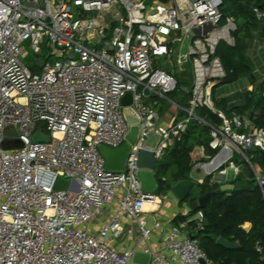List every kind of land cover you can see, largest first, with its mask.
Here are the masks:
<instances>
[{"label": "built area", "instance_id": "built-area-1", "mask_svg": "<svg viewBox=\"0 0 264 264\" xmlns=\"http://www.w3.org/2000/svg\"><path fill=\"white\" fill-rule=\"evenodd\" d=\"M173 1L148 13L140 0H0V264H132L135 253L147 254L149 264H213L186 223L156 217L165 198L140 188L139 154L152 153L157 165L196 122L215 153L195 147L191 172L237 177L235 152L261 188L248 152H264V129L225 115L212 99L226 76L216 48L233 47L237 29L222 17V1ZM252 13L264 22V10ZM43 48L34 74L23 60ZM178 81L190 85L187 107L176 106L184 116L163 123L156 107ZM125 108L137 116L138 134L123 170H108L98 148L127 144ZM198 109L219 124L198 118ZM37 130L49 141L34 142ZM153 135L155 148L145 144ZM57 177L67 189H53ZM202 219L197 212L196 227ZM255 252L264 259L258 243Z\"/></svg>", "mask_w": 264, "mask_h": 264}, {"label": "trees", "instance_id": "trees-1", "mask_svg": "<svg viewBox=\"0 0 264 264\" xmlns=\"http://www.w3.org/2000/svg\"><path fill=\"white\" fill-rule=\"evenodd\" d=\"M221 1L219 10L222 17L233 18L237 29L232 34L233 47L221 42L216 48V55L226 72L219 86L246 78L254 88L251 92L243 93V105L240 107L227 110L221 104L215 106H220L219 109L227 116H247L255 126L264 129V81L256 83L252 63L246 54L252 33L260 23L252 10H264V0ZM181 84L187 87L186 91L177 86V90L169 94V99L186 108L190 85L189 82ZM195 115L208 124H219L216 116L205 109L196 110ZM209 140V131L205 126L193 122L187 127L181 139L166 150L156 165L157 195H165L175 183L189 179L194 164L191 154L198 141L208 156L214 155L215 152L208 148ZM248 158L259 180L264 183V152L250 150ZM210 179L211 176H207L202 184L195 183L188 198V201L196 200L207 192H214L205 209L199 210L203 215L201 227H196V222L192 219L199 211L188 210L185 215L178 214L172 223L178 225L186 222L187 231H192L189 237L197 241L199 249L213 264H264V259L255 252V245L258 243L264 253V185L260 188L251 172H247L245 180L239 174L231 182L234 185L231 190H222L218 183H210ZM245 223L251 225L248 232L241 229ZM219 237L228 242H237L239 249L226 250L217 246L215 241Z\"/></svg>", "mask_w": 264, "mask_h": 264}, {"label": "water", "instance_id": "water-1", "mask_svg": "<svg viewBox=\"0 0 264 264\" xmlns=\"http://www.w3.org/2000/svg\"><path fill=\"white\" fill-rule=\"evenodd\" d=\"M40 67V64H38ZM130 94H127L121 101L123 107H127L130 105ZM123 115L125 117L126 122L131 125L129 134L127 136V144L122 145L120 148L116 150H111L106 147H99L98 151L101 157L104 159L105 168L108 170L121 171L124 168V162L127 156V150L129 145H132L137 137L138 128L135 124L138 122V118L133 114L131 109L125 108L123 110ZM6 135H10L11 132H5ZM34 142H48L49 138L47 136H42L40 130H37L33 136ZM201 144L198 141L196 146L199 147ZM138 167L142 169L139 174L140 179V188L143 191L147 192H156L157 191V183L155 180V168L156 161L152 157V153L147 151H141L138 159ZM68 181L61 179L59 177L56 178L54 182L53 189L65 190L68 188ZM195 186V182L191 179L182 180L175 183L171 189L170 194L174 196L178 202L185 203L189 209V211L197 212L199 210L205 209L207 203L214 195V192H207L203 196L197 198L196 200L188 201V198ZM215 244L220 246L226 250H238L239 245L237 242H228L223 238L219 237L216 239ZM132 264H149V256L143 253H135L133 255ZM200 264H204L203 261Z\"/></svg>", "mask_w": 264, "mask_h": 264}, {"label": "crops", "instance_id": "crops-1", "mask_svg": "<svg viewBox=\"0 0 264 264\" xmlns=\"http://www.w3.org/2000/svg\"><path fill=\"white\" fill-rule=\"evenodd\" d=\"M140 1L146 6V12H148V13H150L151 8L157 4H161V5H165V6H174L175 5L173 0H140ZM183 1L184 0H176V3L178 5H181L183 3ZM246 54L252 63V67H253L252 70H253V75L255 77L256 83L260 84L262 81H264V22H260L257 29L252 33L251 40L249 42ZM240 80H244V82H245V86L242 88V89H244V92H251L253 90L254 87L248 82V80L246 78H243ZM234 83H236V82H234ZM234 83H231V84H234ZM227 85H229V84H227ZM216 88H218V87H216ZM216 88H214L212 91V99H213L215 105L221 104V106H225V108L227 110H230V109L235 108V107H240L243 105L242 96L239 98L237 96V93H239V91L241 89L234 91V92L225 93L221 97H217L216 96ZM169 96L170 95H168L166 97V100L161 101L158 104V106L156 107V112L161 117L163 123L168 122L176 113H177V117L179 120L182 119L184 116L182 112H180L176 109V106H178L177 103L171 101L169 99ZM170 102L173 103L175 106L172 105ZM178 107H180V106H178ZM217 107H218L217 109H219L220 106H217ZM181 114H182V116H181ZM241 116H244V115H241ZM194 159H195V157H194V153H193V159L192 160H194ZM226 173H227V171H226ZM203 176H204V174H203ZM219 177H223V176L212 175L211 181L218 183V184H221L218 180ZM204 178L205 177H203L202 179H204ZM199 179H201V178H199ZM228 185L231 186V188H233V186L231 184H228ZM165 200L166 201H163V203H162V205H161V207H160V209L156 215V217H158L159 219L169 220V219L174 218L178 214L185 215L188 212L187 207L184 208L183 211L181 210V208L178 207L180 204H179V202H177V200L174 196L171 195V198L169 197V198H166ZM146 209L149 210V207ZM195 216L192 219H194ZM250 228H251V225L249 223H245L242 225V230L245 232H248L250 230ZM158 238H159V233L155 232L151 238V246L153 248L156 247V243H157Z\"/></svg>", "mask_w": 264, "mask_h": 264}, {"label": "rangeland", "instance_id": "rangeland-1", "mask_svg": "<svg viewBox=\"0 0 264 264\" xmlns=\"http://www.w3.org/2000/svg\"><path fill=\"white\" fill-rule=\"evenodd\" d=\"M72 11H74V9H72ZM28 46H29V42H26L24 45V49L27 51H28ZM46 54H47V49H45V48H43L42 55H39L37 57H35L31 53H29V56L23 60V63L25 64L26 67H28L32 71V73L36 74L40 71L39 70L40 68H37L35 65H33V61L36 58L40 59L41 61L44 60V56ZM181 82H183V81H178V86H181L180 90L187 88L184 85H182ZM244 86H245L244 80H239L238 82H236L234 84L221 85L218 88H216V96L221 97L225 93L234 92V91L241 89L239 91V93H237V96L239 98L244 93V89H242ZM145 144L151 148H155L157 146V137L154 135L151 136L148 140H146ZM233 155H234V161L233 162L239 166V169L241 172L240 173L241 179L245 180L246 176H247V172H251V170L249 169V167L245 163L236 161L235 152ZM191 174H192L193 180H197L199 178L202 179L204 177L201 172H191ZM237 177H235L234 172L232 170H227V173L225 176L218 178L219 182L221 183V184H219L220 188L222 190H231L232 188L228 184H231V182H233ZM232 186L234 187V185H232ZM161 196H163L165 199L169 198V197L171 198V195L169 192H167L165 195H161ZM164 201H166V200H164ZM178 207L181 208V210L183 211V209L186 208V204L179 205Z\"/></svg>", "mask_w": 264, "mask_h": 264}, {"label": "bare ground", "instance_id": "bare-ground-1", "mask_svg": "<svg viewBox=\"0 0 264 264\" xmlns=\"http://www.w3.org/2000/svg\"><path fill=\"white\" fill-rule=\"evenodd\" d=\"M214 166H215V164L213 163L209 168H212ZM145 208H148V206L145 205Z\"/></svg>", "mask_w": 264, "mask_h": 264}]
</instances>
